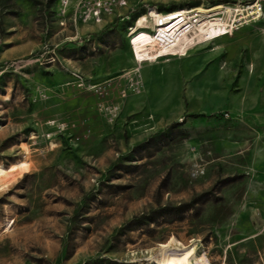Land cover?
I'll return each mask as SVG.
<instances>
[{
  "label": "rangeland",
  "instance_id": "374dc122",
  "mask_svg": "<svg viewBox=\"0 0 264 264\" xmlns=\"http://www.w3.org/2000/svg\"><path fill=\"white\" fill-rule=\"evenodd\" d=\"M97 1L0 0V264H264V2L139 63V15L254 0Z\"/></svg>",
  "mask_w": 264,
  "mask_h": 264
},
{
  "label": "built area",
  "instance_id": "2783aa9c",
  "mask_svg": "<svg viewBox=\"0 0 264 264\" xmlns=\"http://www.w3.org/2000/svg\"><path fill=\"white\" fill-rule=\"evenodd\" d=\"M263 2L264 0H254L253 3L247 5L239 2L227 3L225 6L230 8L228 17H225L221 11H202L197 6L176 9L178 13L176 17H170L169 15L174 10L155 11L156 8H154L153 12L163 14V20L155 27L148 28L143 23L135 31L137 23L144 16L141 14L137 18L136 25L134 24L128 28V37L130 38L133 56L137 62L141 63L143 61H157L161 58L185 54L194 46L232 34L245 23L247 13L249 15L248 8L253 5L261 9ZM128 4L129 0H98L94 13L98 15L105 11L112 13L116 8L127 6ZM207 8L211 9L213 5ZM252 15L258 16L257 13ZM211 28H216L217 32L215 34L210 33ZM142 32H146L150 36V40L137 47L135 39ZM139 84L137 80L136 82H131L130 86L137 89ZM124 91L126 92V89ZM101 94L103 95L102 92Z\"/></svg>",
  "mask_w": 264,
  "mask_h": 264
},
{
  "label": "bare ground",
  "instance_id": "6f19581e",
  "mask_svg": "<svg viewBox=\"0 0 264 264\" xmlns=\"http://www.w3.org/2000/svg\"><path fill=\"white\" fill-rule=\"evenodd\" d=\"M224 8L222 5L215 6L211 9H208L206 11H212V10H219ZM200 9V8H198ZM202 10V9H200ZM204 10V9H203ZM249 14H256L258 16L262 15V8L259 9L256 8V6H250L248 8ZM225 15V12H223ZM176 243V242H175ZM186 249V248H185ZM156 257V256H155ZM195 257L193 249H190L189 251L185 252L184 248H179L177 245L173 243H169L167 248L163 249V257L159 259L157 264H189L190 258ZM207 259H200V260H194L195 264H208L206 261Z\"/></svg>",
  "mask_w": 264,
  "mask_h": 264
},
{
  "label": "crops",
  "instance_id": "0c3cea01",
  "mask_svg": "<svg viewBox=\"0 0 264 264\" xmlns=\"http://www.w3.org/2000/svg\"><path fill=\"white\" fill-rule=\"evenodd\" d=\"M129 38V37H128ZM132 49V48H131ZM132 55H133V52H132ZM142 65V64H141Z\"/></svg>",
  "mask_w": 264,
  "mask_h": 264
},
{
  "label": "trees",
  "instance_id": "16d2710c",
  "mask_svg": "<svg viewBox=\"0 0 264 264\" xmlns=\"http://www.w3.org/2000/svg\"><path fill=\"white\" fill-rule=\"evenodd\" d=\"M133 25V24H132ZM132 25H130V26H132Z\"/></svg>",
  "mask_w": 264,
  "mask_h": 264
}]
</instances>
